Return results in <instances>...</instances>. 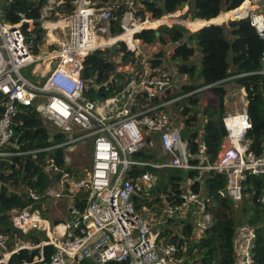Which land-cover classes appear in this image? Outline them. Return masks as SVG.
<instances>
[{
  "label": "built area",
  "instance_id": "2783aa9c",
  "mask_svg": "<svg viewBox=\"0 0 264 264\" xmlns=\"http://www.w3.org/2000/svg\"><path fill=\"white\" fill-rule=\"evenodd\" d=\"M9 1L0 0V96H3L0 97V160L13 155H32L34 160L40 152L19 151V146L13 142L20 108L34 107L45 123L67 135L63 144L67 164L70 163L69 153H86L87 144L91 145L89 171L83 178L72 181L67 189L68 196L76 195L81 189H89L90 196L83 212L79 213L72 205L68 208L72 219L57 225L33 206L15 210L13 224L22 234L38 230L48 240L37 246L17 242L11 251L9 237L0 234V263L7 264L20 249L39 247L40 258L36 260L42 261L43 246L51 245L54 253L49 264H79L91 260L96 264H171L178 246L166 243L161 236L162 226L168 219H190L194 224L193 239L199 241L210 221L208 204L223 197L238 202L242 199V183L247 174L264 176V145L261 153L255 155L245 142L252 127L246 109L223 118L227 135L214 157L206 154V144L199 137L194 139L198 152L196 164L192 165L188 143L182 138V125H176L168 113L158 111L178 98L157 105L150 103L174 86V71L168 65L153 69L151 61L158 47L145 45L135 35L157 22L179 24L169 21L173 14L157 20L148 17L138 25L135 5L128 0L120 19L122 33L112 35L111 23L117 19L116 5L98 7L90 0H74L75 11L67 14L61 12L63 0H44L39 21L47 32V39L45 36L41 53L36 55L23 29L28 24L27 30H32L34 21L24 14H19L17 23L5 21L2 6ZM245 3H248L246 10L230 18H247L264 41V0H244L240 7ZM119 43H124L130 52V62L119 68L124 73L119 80L120 87L107 98L91 99L81 75L86 57L97 49ZM121 56L117 51L114 58L120 62ZM136 58L138 66L133 63ZM29 68L31 75L37 77L36 81L25 75ZM260 72L264 74V50ZM90 82L92 87H100ZM152 137H157L160 146L155 163L137 157L150 145ZM12 147L16 150H10ZM147 166L197 170L198 176L189 180L190 183L201 180L206 172L216 171L226 175L227 183L214 196L181 186L179 202L174 200V191L162 192V209L152 214L147 210L150 214L146 217L153 216L149 219L139 213L133 199L139 193L148 196L155 185L156 177L150 172L133 174L137 168ZM44 168L61 172L53 157L46 160ZM68 179L69 174L64 173L51 184L46 195L54 200L62 199ZM29 193L35 200L40 198L31 189ZM261 202L264 204V194ZM238 231L236 238L241 240V245L237 263L252 264L251 246L256 233L247 226ZM180 249H185V243Z\"/></svg>",
  "mask_w": 264,
  "mask_h": 264
},
{
  "label": "trees",
  "instance_id": "16d2710c",
  "mask_svg": "<svg viewBox=\"0 0 264 264\" xmlns=\"http://www.w3.org/2000/svg\"><path fill=\"white\" fill-rule=\"evenodd\" d=\"M74 0H63L61 12L71 14L75 11ZM94 5L117 6V19L111 23V34L119 35L121 29V14L128 0H90ZM135 5L136 18L144 22L148 17L161 19L168 14H174L188 4L187 18L198 23H209V20L219 18L222 13L230 12L240 7L244 0H132ZM44 0H11L2 6L3 18L9 23H17L19 14L34 21L32 30L23 29L32 52L41 53L45 42V30L39 21ZM248 7V3L244 4ZM202 19V20H200ZM205 20V21H204ZM204 24L195 32H190L183 24L160 25L157 28L143 29L136 33L145 45H156L151 61L153 69L172 67L174 86L167 89L163 95L151 99V104H160L175 100L167 108L158 111L166 112L173 122L183 125L182 138L188 143V152L192 156L190 162L196 164L195 155L198 145L194 139L200 138L207 147L206 154L212 158L220 150L227 135L223 118L227 115L226 98L229 86L244 89L248 104L252 127L248 130L246 144L250 151L259 155L264 145V74H262V52L264 41L247 18L229 20L225 25ZM122 53L120 62L114 55ZM168 54V57L166 55ZM198 55L201 59L198 61ZM130 52L124 43L111 48L97 49L90 53L84 62L82 78L87 84V95L91 99H104L113 94L119 87L124 73L121 66L130 62ZM167 61V64L165 63ZM133 63L138 66L139 59ZM93 81L100 87L91 86ZM107 83L108 89L104 86ZM230 84V85H229ZM187 95V96H185ZM3 98V96H0ZM1 113V107H0ZM13 142L18 150L29 152L40 150L34 158L32 155H13L0 160V234L9 237V249L14 250L15 244L28 243L39 245L48 238L38 230L22 234L13 224V214L17 209L27 206L38 208L47 215L53 198L46 195L48 188L60 180L64 173L69 174L65 181V202L74 206L81 213L88 206L89 189H81L76 195L68 196L67 189L72 181L83 178L89 169L73 167L65 162V146L68 137L60 130L44 122L34 107H21L15 120ZM149 139L146 146L137 157L152 163L157 161V149ZM50 148L49 150H45ZM10 150L15 151V148ZM45 150V151H43ZM49 157L55 159L61 172L45 170V162ZM150 172L156 177L155 185L149 190V195L139 193L133 197L136 209L145 212H160L163 203L162 192L174 191L175 202H179L178 194L181 186H188L194 192L204 191L208 196H214L224 188L227 177L216 171L206 172L202 179L194 183L198 176L197 170L181 168H153L151 166L137 168L133 174L141 175ZM242 199L234 202L229 197H223L207 206L210 215L208 228L199 241L193 239L194 224L190 219L176 217L168 219L162 226L161 236L166 243L178 246L171 264H238L235 238L239 228L250 227L256 233L252 241V264H264V204L261 197L264 194V176L247 174L243 180ZM33 190L40 198L33 199L29 191ZM62 198V199H63ZM150 213H147V215ZM146 218L152 219L153 216ZM72 219V215L70 217ZM69 219V220H70ZM185 243V249L180 246ZM41 248L20 249L12 254L7 264H49L54 253L51 245L43 246V260L40 258ZM177 260H181L178 263ZM5 264V263H0ZM79 264H96L94 261H84Z\"/></svg>",
  "mask_w": 264,
  "mask_h": 264
},
{
  "label": "rangeland",
  "instance_id": "374dc122",
  "mask_svg": "<svg viewBox=\"0 0 264 264\" xmlns=\"http://www.w3.org/2000/svg\"><path fill=\"white\" fill-rule=\"evenodd\" d=\"M244 6V5H243ZM245 7V6H244ZM243 8V7H242ZM246 9H244L245 11ZM184 9L182 10H179L177 11L175 14L177 15L178 13H183ZM187 15V12L185 13ZM224 14V13H223ZM185 15V16H186ZM224 19H227V18H224ZM224 19H215L213 21H211L210 23H223V22H226L224 21ZM231 19V18H230ZM228 19V21L230 20ZM136 20L138 21V19L136 18ZM151 20V19H150ZM179 20V19H178ZM146 21V20H145ZM144 21V22H145ZM170 22H174L175 21V18L172 17L170 20ZM179 23L182 22L184 24H186L185 26H187V28L189 29L190 32H195L196 30H198L200 28L201 25H204V24H209V23H200L198 24V22L200 21H191L187 18L185 19H182L180 21H178ZM143 23V22H142ZM137 24H141L139 23V21L137 22ZM144 25V24H142ZM147 25H150V24H147ZM159 25H162V24H159ZM159 25L155 24L154 26L152 25L151 28H156L158 27ZM225 25V24H224ZM150 27V26H149ZM148 27V28H149ZM33 29V28H32ZM44 35L46 36V39H47V32L45 31ZM64 34H62L63 36ZM45 39V40H46ZM57 42L53 45L54 48L57 47ZM25 75L29 78H31L32 80L36 81L37 80V77L35 76H32L31 75V68H29L27 71L24 72ZM243 105V104H242ZM239 105V104H235V107L237 108H242L244 107V105ZM242 110V109H241ZM178 125V124H177ZM155 147L157 149V154L159 155L160 154V146H159V143L156 141L155 142ZM87 151H86V154L84 155V153L78 155V156H72L70 155V163L69 165L70 166H73V167H76V168H79L80 166L83 167H89L90 163H89V150L91 149V145L90 144H87ZM156 153V152H155ZM83 163V164H82ZM68 208L69 206L67 205V203L65 202V198L63 199H55V201L52 203V207L50 208L48 214L46 215L51 221H56V220H69L70 219V215H69V211H68ZM145 212L143 213L142 211H140V214L144 215L145 217L147 216V210L144 209Z\"/></svg>",
  "mask_w": 264,
  "mask_h": 264
},
{
  "label": "crops",
  "instance_id": "0c3cea01",
  "mask_svg": "<svg viewBox=\"0 0 264 264\" xmlns=\"http://www.w3.org/2000/svg\"><path fill=\"white\" fill-rule=\"evenodd\" d=\"M189 5L186 4L183 9V13H178L177 15L174 13L173 14V17L175 18V22L174 23H179L178 21L182 20V19H185L183 18V16L185 15V13L189 10ZM223 14V13H222ZM179 19V20H178ZM228 19L230 18H227V19H224V21H228ZM202 20V19H200ZM212 20V19H211ZM226 22H223V23H212V24H219V25H224L227 23ZM211 22V21H210ZM173 24V23H172ZM171 24V25H172ZM179 24H183V25H186L182 22H180ZM201 59V55H198V61ZM230 85V84H229ZM235 104H239V105H244V107L242 108H237L235 107ZM247 104H248V100H247V96H246V91L244 89H241V88H237V87H234V85H230L229 86V93L227 95V98H226V110H227V114H230V113H234V112H238V111H242L243 109H246L247 107ZM242 105V106H243ZM242 109V110H241ZM183 126V125H182ZM183 129V127H182ZM83 153V152H82ZM81 152L79 153V151H73L71 153H69L70 155L72 156H78L80 154H82ZM86 153H84L85 155ZM67 203V202H66ZM69 215L71 217V213L69 212ZM182 219H186L185 217H182ZM58 223L59 222H62L63 220H56ZM56 221H53V222H56ZM239 232V231H238ZM241 245V240H235V247H236V252H237V255H239V251H238V246ZM251 259H252V253H251Z\"/></svg>",
  "mask_w": 264,
  "mask_h": 264
},
{
  "label": "bare ground",
  "instance_id": "6f19581e",
  "mask_svg": "<svg viewBox=\"0 0 264 264\" xmlns=\"http://www.w3.org/2000/svg\"><path fill=\"white\" fill-rule=\"evenodd\" d=\"M243 7V8H242ZM242 7H240L238 10H236L235 12H234V10L233 11H230V12H227V13H224V14H222L218 19H224V18H230V17H234V16H237L238 14H240V13H242L243 11H244V6H242ZM153 23V22H152ZM156 23V22H155ZM205 23V22H204ZM160 24V22H157V25H159ZM198 24H200V23H198ZM154 26V25H153ZM202 26V25H201ZM200 26V27H201ZM151 27V26H150Z\"/></svg>",
  "mask_w": 264,
  "mask_h": 264
},
{
  "label": "water",
  "instance_id": "95a60500",
  "mask_svg": "<svg viewBox=\"0 0 264 264\" xmlns=\"http://www.w3.org/2000/svg\"><path fill=\"white\" fill-rule=\"evenodd\" d=\"M205 21V20H204ZM210 21H212V20H209L208 22H210ZM210 25H216V24H212V23H210L209 25H207V26H210ZM234 202L236 203V201L234 200ZM65 221H62V223H64ZM54 224L55 225H57L58 224V222L56 221V222H54Z\"/></svg>",
  "mask_w": 264,
  "mask_h": 264
},
{
  "label": "clouds",
  "instance_id": "9594fccd",
  "mask_svg": "<svg viewBox=\"0 0 264 264\" xmlns=\"http://www.w3.org/2000/svg\"><path fill=\"white\" fill-rule=\"evenodd\" d=\"M227 13V12H226Z\"/></svg>",
  "mask_w": 264,
  "mask_h": 264
}]
</instances>
